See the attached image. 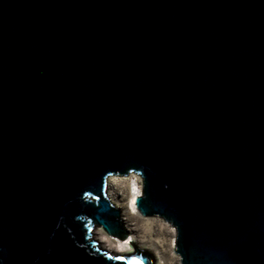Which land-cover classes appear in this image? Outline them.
<instances>
[{
	"label": "water",
	"instance_id": "water-1",
	"mask_svg": "<svg viewBox=\"0 0 264 264\" xmlns=\"http://www.w3.org/2000/svg\"><path fill=\"white\" fill-rule=\"evenodd\" d=\"M129 174L180 264H264V0H0V264H153Z\"/></svg>",
	"mask_w": 264,
	"mask_h": 264
},
{
	"label": "rangeland",
	"instance_id": "rangeland-1",
	"mask_svg": "<svg viewBox=\"0 0 264 264\" xmlns=\"http://www.w3.org/2000/svg\"><path fill=\"white\" fill-rule=\"evenodd\" d=\"M108 178H111V181L106 185L107 196L115 206L121 209L122 221L133 244L148 252L153 259V264H180L179 257L173 252L174 228L160 218L141 217L137 212L130 213L129 187L134 182L140 186V177L130 174L127 176L114 175ZM93 237L100 247L112 253L133 251L128 242L121 243L124 240L107 235L101 228L94 229Z\"/></svg>",
	"mask_w": 264,
	"mask_h": 264
},
{
	"label": "bare ground",
	"instance_id": "bare-ground-1",
	"mask_svg": "<svg viewBox=\"0 0 264 264\" xmlns=\"http://www.w3.org/2000/svg\"><path fill=\"white\" fill-rule=\"evenodd\" d=\"M130 175V174H129ZM114 176V175H112ZM138 176V175H137ZM110 177V176H109ZM111 181V178H107V183H109ZM140 186L137 185L135 182L131 183L130 187H129V193L131 194V199L129 201V209H131L132 214L136 213L137 211H135V206H134V197L140 194ZM117 207V206H116ZM120 209V208H119ZM138 214V213H137ZM129 239H131L129 237ZM128 241H121V243H127ZM127 247H125L126 249ZM104 249V248H103Z\"/></svg>",
	"mask_w": 264,
	"mask_h": 264
},
{
	"label": "snow or ice",
	"instance_id": "snow-or-ice-1",
	"mask_svg": "<svg viewBox=\"0 0 264 264\" xmlns=\"http://www.w3.org/2000/svg\"><path fill=\"white\" fill-rule=\"evenodd\" d=\"M112 258L116 260H121V261L125 260L124 256H116ZM128 264H141V261L137 259L136 257H131V258H128Z\"/></svg>",
	"mask_w": 264,
	"mask_h": 264
}]
</instances>
